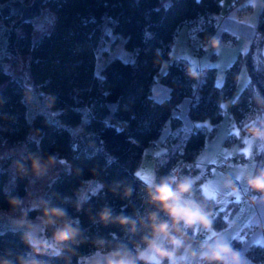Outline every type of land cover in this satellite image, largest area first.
Returning <instances> with one entry per match:
<instances>
[{"label":"trees","instance_id":"1","mask_svg":"<svg viewBox=\"0 0 264 264\" xmlns=\"http://www.w3.org/2000/svg\"><path fill=\"white\" fill-rule=\"evenodd\" d=\"M223 4L224 0H170L167 4L161 0H49L46 7L53 19L49 30L35 38V23L21 26L17 47L30 57L32 85L8 67H0V144L22 145L15 161L29 153L57 157L59 172L46 184L43 198L67 208L85 236L129 240L118 225L105 227L90 217L104 206L114 215L149 210L146 180L138 174L146 148L158 142L165 147L155 158L157 177L172 175L181 157L196 162L223 119V101L237 88L243 66L249 80L232 101L231 112L242 129L264 122V105L257 103L264 100V6L251 45L225 68L222 84L217 83V66L195 68L188 60L175 58L161 75L170 88L169 96L161 100L152 96L182 26L190 24L206 43L216 32V15ZM109 31L125 36V46L134 57H111L98 72V53ZM190 68L198 74L196 78L188 74ZM34 90L56 99L51 107L30 115L26 96ZM185 100L192 123L186 131L180 114ZM11 162L7 157L0 165V211L6 212L7 198H24L32 179L18 177L15 166L9 167ZM260 169H264V147L257 146L253 173ZM90 181L97 183L96 189H89ZM117 184L121 187L114 193ZM129 186L132 196L125 198L124 188ZM78 190L86 201L80 212L74 207ZM207 196L212 207L214 197ZM238 204L232 199L214 214L216 231L228 226ZM37 215L29 211L30 219ZM22 231L0 233V258L15 262L18 255L30 251L20 238ZM78 251L89 256L94 249L89 242ZM248 252L260 258L264 247L251 245ZM43 259L48 264H65L62 258Z\"/></svg>","mask_w":264,"mask_h":264},{"label":"clouds","instance_id":"2","mask_svg":"<svg viewBox=\"0 0 264 264\" xmlns=\"http://www.w3.org/2000/svg\"><path fill=\"white\" fill-rule=\"evenodd\" d=\"M210 46L218 48L219 42L212 40ZM188 74L193 78L198 75L191 68ZM27 99L31 102L32 97L28 96ZM55 99L54 96L48 97L49 107L54 105ZM257 103L264 105V100H258ZM248 132L253 139L264 140V122L259 127L250 128ZM60 163L65 161L61 160ZM56 164L55 155L45 158L32 153L14 161L16 174L21 179L29 176L35 180L43 179ZM81 173L82 170L78 169L77 174ZM92 174H97L95 168ZM242 179L255 194L251 203L264 204V169L249 172ZM35 180L29 183H35ZM145 184V203L149 210L144 214L114 215L110 207L104 206L96 216L90 217L93 223L99 222L105 227L118 225L129 240L103 236L89 238L83 234L78 221L69 214L67 208L42 197H33L27 206L21 197H8L9 223L23 230L20 238L30 251L18 255L15 262L0 258V264H48L44 257L62 258L65 264H73L74 258L76 264H81V261L84 264H250L247 256L235 248L230 239L214 229L212 201L203 191H196V181L192 176L168 174L157 177L149 173ZM120 187L117 184L112 191L116 193ZM223 189L239 192L231 177L225 178ZM76 195L74 207L80 212L86 201L80 190ZM123 195L125 198L131 197L132 188L125 187ZM257 195L259 201L255 199ZM29 211L38 212L35 219L29 218ZM89 242L94 252L89 256L81 255L78 249Z\"/></svg>","mask_w":264,"mask_h":264},{"label":"crops","instance_id":"3","mask_svg":"<svg viewBox=\"0 0 264 264\" xmlns=\"http://www.w3.org/2000/svg\"><path fill=\"white\" fill-rule=\"evenodd\" d=\"M233 5L235 6L233 7ZM263 6L264 0H242L240 2L227 0L226 3L224 2L222 10L216 15L217 29L211 38L216 37L219 33H223V36L228 38L236 37L237 42L241 38L243 41L239 52L247 50L255 36L256 24ZM209 41L210 39L206 43ZM248 80L249 74L242 68L237 87L240 88ZM236 96L231 99L230 105H227L228 108L223 101V119L196 157L197 167L200 171L207 166L210 168L208 177L203 178L200 172L193 176L196 181V189L200 187L206 194V191H210L212 195H215L217 203L222 208L232 199L239 201L238 207L241 211L243 210L241 217L235 219L233 216L230 218L228 226L218 232L230 239L234 247L240 249L247 256L250 264H264V256L256 258L248 252L251 245L264 247V227H258V225L264 226V204L254 205L251 203L253 197L250 195L246 181L242 179L245 174L254 172L256 148L257 146L264 147V140L253 139L248 132L250 128L242 129L237 125L231 112V103ZM191 126V120L186 116L183 129L186 131ZM231 133H234L235 136L230 142H227ZM164 148L163 146L157 155ZM227 177H231L239 188V192L232 193L230 190L223 189V182ZM202 181L204 187H201ZM255 199L259 201L260 197L257 195ZM213 213L215 212L213 211Z\"/></svg>","mask_w":264,"mask_h":264},{"label":"rangeland","instance_id":"4","mask_svg":"<svg viewBox=\"0 0 264 264\" xmlns=\"http://www.w3.org/2000/svg\"><path fill=\"white\" fill-rule=\"evenodd\" d=\"M170 0H161L163 4H167ZM239 2L242 0H238ZM226 3L227 0H224ZM53 19H48L44 23H36L34 36L35 38L39 37L45 31L49 30L52 25ZM212 40H216L219 42L218 48H212L210 46V42ZM125 36L121 33H113L109 31V34L105 40L104 46L100 49L98 53V61H97V71L99 72L105 62L114 56H120L124 59H132L134 57V52L128 49L125 46ZM243 39L237 42L236 37L228 38L223 36V33H219L214 38H210L208 43L203 42L198 38L197 33L190 24H184L180 29L171 50V55L167 58L161 67L160 74L157 75L156 82L153 86L152 96L161 100L169 96L170 88L168 85L164 84L161 81V75L166 72L169 63L175 58H183L188 60L193 67L203 68V66L207 65H215L218 68L217 75V83L222 84L225 77V68L231 64L234 59L237 57L239 50L242 48ZM243 52V51H240ZM239 52V53H240ZM29 60L30 57L28 55L21 54L19 57H10L9 64L11 65L9 69L23 77L24 81L31 86L32 85V77L29 71ZM243 69L246 70L245 66ZM245 83L240 86V88H236L233 92L232 96L224 100V104L230 105L231 99L235 97L239 91L244 87ZM32 97L31 102L29 103L30 115L34 114V112L38 109H47L48 108V95L44 92H40L38 90H34L27 94ZM187 108L188 101L185 100L182 103L180 114L183 117L187 116ZM228 108V107H227ZM162 143L158 142L156 144L150 145L146 148L141 163L139 165L138 174L147 180L149 178V173L154 174L155 172V158L157 153L162 150ZM22 145H13V144H0V165H2L3 160L7 157L11 159L10 169L14 168V161L16 160L18 154L20 153ZM59 172V168L56 164L55 168H53L49 174L43 179L35 180L32 177L31 180H35V183H31L28 189V193L23 198L25 201V205L31 203L33 197H42L45 194V186L49 180L55 177ZM198 174V172L196 173ZM195 175V174H194ZM194 178V176H192ZM89 189L94 190L98 186L94 181L89 182ZM201 187H204V182H201ZM196 189V187H195ZM197 190V189H196ZM208 195L213 196L215 200V204L212 207V210L217 213L222 207L217 203V199H215V195H212L210 191H206ZM218 198V197H217ZM239 208V207H238ZM236 209L232 217L235 219H239L243 210L239 208ZM9 213V212H8ZM214 213V214H215ZM231 217V218H232ZM35 219V218H34ZM233 221V220H232ZM195 239V237H194Z\"/></svg>","mask_w":264,"mask_h":264},{"label":"water","instance_id":"5","mask_svg":"<svg viewBox=\"0 0 264 264\" xmlns=\"http://www.w3.org/2000/svg\"><path fill=\"white\" fill-rule=\"evenodd\" d=\"M49 0H6L0 1V67L6 68L4 58L7 56L19 57L17 47L21 26L25 22L38 23L51 16L46 7ZM13 19L11 24L6 20ZM9 213L0 211V233L18 230L9 223ZM22 230V229H21Z\"/></svg>","mask_w":264,"mask_h":264},{"label":"built area","instance_id":"6","mask_svg":"<svg viewBox=\"0 0 264 264\" xmlns=\"http://www.w3.org/2000/svg\"><path fill=\"white\" fill-rule=\"evenodd\" d=\"M235 5H233L234 7ZM197 172H200V175L203 178L208 177L210 173V168L207 166L202 171H200L197 167V163L186 158L181 157L173 168L172 175L179 176H193ZM251 195V194H250ZM252 197V196H251Z\"/></svg>","mask_w":264,"mask_h":264},{"label":"flooded vegetation","instance_id":"7","mask_svg":"<svg viewBox=\"0 0 264 264\" xmlns=\"http://www.w3.org/2000/svg\"><path fill=\"white\" fill-rule=\"evenodd\" d=\"M48 19H51V17L49 16L45 21H47ZM8 20H10L11 23H12V21H13V19H8ZM8 20H6V23H7ZM45 21H39L38 23H44ZM11 23H10V24H11ZM10 57H11V56H7L6 58H4V62L6 63V65H7L8 68L11 66V65L8 63Z\"/></svg>","mask_w":264,"mask_h":264}]
</instances>
